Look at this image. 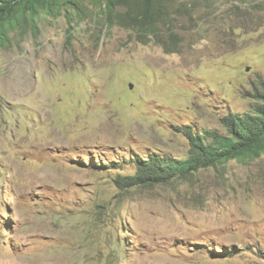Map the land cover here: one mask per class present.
Listing matches in <instances>:
<instances>
[{"label": "rangeland", "instance_id": "374dc122", "mask_svg": "<svg viewBox=\"0 0 264 264\" xmlns=\"http://www.w3.org/2000/svg\"><path fill=\"white\" fill-rule=\"evenodd\" d=\"M180 4L165 45L85 2L0 47V264H264V153L118 183L261 102L264 0Z\"/></svg>", "mask_w": 264, "mask_h": 264}, {"label": "trees", "instance_id": "16d2710c", "mask_svg": "<svg viewBox=\"0 0 264 264\" xmlns=\"http://www.w3.org/2000/svg\"><path fill=\"white\" fill-rule=\"evenodd\" d=\"M184 0H0V47L6 46L11 32L24 28L39 14L61 12L64 7L81 8L85 2L104 6L107 25H121L137 31L147 41L153 39L165 45L163 27L173 31L180 4ZM194 3V2H193ZM196 3V2H195ZM171 39L176 44L177 36ZM261 102L253 112L234 113L224 118L228 134L208 131L212 141L187 130L191 142L190 155L180 159L171 155L152 154L138 160V170L119 178L121 186H155L175 179L189 178L201 168L217 166L233 159H254L264 153V89Z\"/></svg>", "mask_w": 264, "mask_h": 264}]
</instances>
